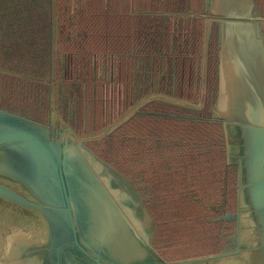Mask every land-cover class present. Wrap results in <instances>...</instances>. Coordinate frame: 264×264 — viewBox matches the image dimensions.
Returning <instances> with one entry per match:
<instances>
[{"label": "water", "instance_id": "1", "mask_svg": "<svg viewBox=\"0 0 264 264\" xmlns=\"http://www.w3.org/2000/svg\"><path fill=\"white\" fill-rule=\"evenodd\" d=\"M199 14L202 71L217 26L209 116L220 122L233 173L234 211L219 217L233 227L221 248L173 261L157 251L155 218L138 186L86 145L120 122L91 137L59 113L44 122L0 105V264H264V8L201 0ZM153 100L193 107L161 93L141 104ZM17 235L33 247L22 251Z\"/></svg>", "mask_w": 264, "mask_h": 264}, {"label": "trees", "instance_id": "2", "mask_svg": "<svg viewBox=\"0 0 264 264\" xmlns=\"http://www.w3.org/2000/svg\"><path fill=\"white\" fill-rule=\"evenodd\" d=\"M258 1L264 3V0ZM186 7L189 11V0H0L2 102L28 107L38 99L37 104L40 102V105L37 109L42 110L40 115L44 116V122L53 119L56 112L79 134L91 137L99 134L121 122L132 110L135 103L128 100L132 91L131 83H134L132 69L137 64L136 59L141 64V55L144 57L145 54L147 58L154 54L151 40L156 39L158 44L167 46V42H172L179 35L174 21L180 17V23L185 24L186 14H182L180 9ZM179 29L185 30L181 25ZM197 29L199 49L201 26ZM126 58L125 62H129V67L126 65L125 68ZM120 69L124 70L121 77L123 86L107 101L106 110L110 112V118L97 128L93 123V132L87 133L82 128L90 117L89 107L93 102L90 93L96 88L95 100L98 102L101 98V85L119 84L117 80L120 79ZM9 81L12 83L11 87ZM147 105L140 110L148 112ZM32 106L31 110L37 111L35 105ZM157 106L162 107L163 104ZM97 117L104 119L102 115ZM129 136L131 135L123 133L114 135L108 144L111 150L106 154L111 157L117 151L113 156L114 160L120 163L131 161L134 157L132 142L128 141L127 150L121 148L122 143H125L121 140ZM94 153L118 170L114 165L116 163L103 154L102 147ZM146 170L148 174L158 173V177L149 176L146 178L147 182L138 184L133 181L131 170L120 172L138 186L152 213L153 206L159 202L163 206L169 204L161 190L179 189L185 184L197 182L192 173L170 175L159 173L162 170L156 167ZM208 173L206 171L202 175ZM169 176H177L182 180L170 185ZM198 185L191 184L190 188L197 189L201 184ZM202 189L205 190V187ZM152 190H155L154 194ZM217 190L210 187L207 192ZM189 198L191 197L186 199ZM205 202L210 206L215 204L207 198ZM171 215L173 213L169 217ZM182 226L186 229L185 225ZM154 244L156 245L155 235Z\"/></svg>", "mask_w": 264, "mask_h": 264}, {"label": "flooded vegetation", "instance_id": "3", "mask_svg": "<svg viewBox=\"0 0 264 264\" xmlns=\"http://www.w3.org/2000/svg\"><path fill=\"white\" fill-rule=\"evenodd\" d=\"M257 3L261 8H264V3L258 0ZM180 12L186 14V19L184 20L185 24L180 23V17L174 21L176 33L180 32L179 35L172 39L170 44L167 42V46L158 44L156 39L151 40L150 45H153L151 49L155 50L154 54H150V57L147 56V58H145V54L144 57L141 55V64L136 59L137 64L132 69L134 83H131L132 91L128 101H133V104L135 103L133 106H136L153 93H161L169 96L171 102L175 99L193 101V107L153 100L139 105L140 107L148 104V112L147 110L141 111L140 109L143 108L141 107L135 111L134 115L122 121L119 127L107 137L86 142L87 147L93 152L102 147L103 154L107 155L106 152L111 150L108 144L114 135H122V133L131 135L121 140V142H125L121 146L124 151L128 149V141L132 142L134 157L131 161L120 163V161L114 160L113 156L117 151L111 157L107 156L116 163L114 165L119 171L128 172L131 170L132 179L138 184L143 181L147 182L149 176L158 177V173L155 172L149 173V175L147 168L156 167L162 170L159 173H170V175L173 173L195 175L196 183L185 184L179 189L161 190V194L169 200L168 206H163L160 202L156 206L152 205L156 223L154 235L157 251L170 261L217 252L233 227L232 222L219 220V217L234 211L232 167L227 166L222 158L224 139L220 122L209 116V109L216 97L217 26L214 23L212 25L209 52L205 58L206 67L202 71L201 41L199 49L197 48V28L201 26L202 30L201 21H203L199 14L201 0H189V11L186 7L180 9ZM180 25L182 29H185L184 31L179 29ZM152 39L154 38L152 37ZM125 61L127 62V58L124 60L125 68L126 65L129 67V62ZM123 69L119 71L120 79L117 80L119 84L101 85L99 90L101 98L98 102L95 100L96 88L90 93L93 100L89 107L90 117L82 130L92 133L93 123L97 128L110 118V112L106 110L107 101L111 100L113 94L123 86L121 80ZM9 86L11 87V85ZM203 88H205L204 91ZM1 99L3 98L0 97V105L7 109L18 113L25 112L41 121L45 120L44 116L40 115L42 110L37 109V106L40 105L39 101V105L37 104L38 99H35L34 103L29 104L28 107L2 102ZM152 102H160L163 106H157L160 104ZM32 105H35L37 111L31 110ZM98 115H102L104 119L100 120ZM146 118L158 124L162 123V125L153 126L150 124L144 127L142 122ZM140 120L142 122L139 124ZM206 171L209 173L202 175ZM176 178L177 176H169L168 184L171 185L177 180L180 183L182 178ZM191 184H201V186L192 189L190 188ZM150 185L152 186V184ZM204 187L205 190L202 189ZM210 187L218 190L207 192ZM154 191L152 190L153 194ZM188 196L191 198L187 200ZM206 198L215 204L208 205L209 203L205 202ZM164 213L166 214L162 215ZM172 213L174 216L169 217V214ZM182 225H185L186 229Z\"/></svg>", "mask_w": 264, "mask_h": 264}, {"label": "rangeland", "instance_id": "4", "mask_svg": "<svg viewBox=\"0 0 264 264\" xmlns=\"http://www.w3.org/2000/svg\"><path fill=\"white\" fill-rule=\"evenodd\" d=\"M9 84L11 85L12 83L9 81ZM192 104H193V102H192ZM143 120V119H142ZM142 120H140L139 121V124L142 122ZM135 122V121H134ZM137 122V121H136ZM55 123L57 124L58 123V121H55ZM122 122H120L118 125H116L113 129H111V131L109 132V133H106V134H104L103 136H102V138H105V137H107L112 131H114V130H116L118 127H119V125L121 124ZM143 123V126L144 127H146V126H148V125H150V124H153V126H161L162 125V123H160V124H158L157 122H155V121H152V120H148L147 118H146V120L144 121V122H142ZM114 126V125H113ZM95 139H93V140H91V141H88V142H93ZM15 240L18 242V245H21V247H22V251H24V249H27V251L29 250V248L30 247H33L32 245H30V243H28V241H27V238L24 236V235H17L16 236V238H15ZM24 248V249H23ZM25 252V251H24ZM32 251H30L29 253H31Z\"/></svg>", "mask_w": 264, "mask_h": 264}, {"label": "crops", "instance_id": "5", "mask_svg": "<svg viewBox=\"0 0 264 264\" xmlns=\"http://www.w3.org/2000/svg\"><path fill=\"white\" fill-rule=\"evenodd\" d=\"M257 1V0H256ZM216 40H217V37H216ZM216 46H217V43H216ZM216 51H217V47H216Z\"/></svg>", "mask_w": 264, "mask_h": 264}]
</instances>
